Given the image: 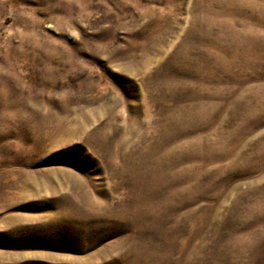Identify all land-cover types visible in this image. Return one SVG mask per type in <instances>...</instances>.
Wrapping results in <instances>:
<instances>
[{
	"label": "rangeland",
	"instance_id": "obj_1",
	"mask_svg": "<svg viewBox=\"0 0 264 264\" xmlns=\"http://www.w3.org/2000/svg\"><path fill=\"white\" fill-rule=\"evenodd\" d=\"M0 264H264V0H0Z\"/></svg>",
	"mask_w": 264,
	"mask_h": 264
}]
</instances>
